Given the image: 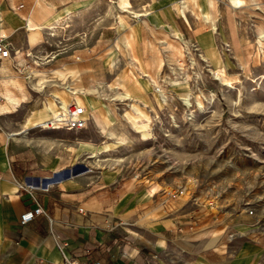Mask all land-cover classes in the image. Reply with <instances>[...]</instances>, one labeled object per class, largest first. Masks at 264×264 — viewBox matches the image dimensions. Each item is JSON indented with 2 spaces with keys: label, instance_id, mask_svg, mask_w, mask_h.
Returning a JSON list of instances; mask_svg holds the SVG:
<instances>
[{
  "label": "rangeland",
  "instance_id": "1",
  "mask_svg": "<svg viewBox=\"0 0 264 264\" xmlns=\"http://www.w3.org/2000/svg\"><path fill=\"white\" fill-rule=\"evenodd\" d=\"M260 1L258 7L232 11L231 0H205L206 5L186 0L189 12L187 19L181 17V25L191 26L192 33L165 32L154 47L148 45L152 37L146 34L144 47L150 50L142 52L134 48L131 33L124 38L121 27L126 17L139 22L148 11L124 10L111 2L110 12L85 23L86 32L65 17L51 26L47 50L13 54H24L37 65L26 73L37 91L36 106L61 86L83 89L74 94L83 99L80 102L99 98L93 100L105 121L97 124L90 108V131L87 126L78 131L50 130L40 125L41 120L31 133L21 135L42 150L46 143L51 150L71 149L79 140L99 143L91 152L98 159L96 166L146 183L160 195V214L178 217L182 209L192 211L196 216L192 232L182 233L184 225L178 220L182 234L175 247L181 254L215 245L221 235L237 231L238 221L254 222L264 234V0ZM194 3L199 18L192 21ZM175 7L182 8L179 3ZM203 9L209 20L201 16ZM110 27L111 34L99 35L102 47L109 43L99 54L113 65L97 68L99 82L84 85L78 64L66 63L76 70L73 75L37 86V70L56 68L49 64L43 68V62L61 56L80 61L77 49L90 45L91 31ZM108 73L119 83L105 82ZM0 264L36 263L14 261L1 246Z\"/></svg>",
  "mask_w": 264,
  "mask_h": 264
},
{
  "label": "crops",
  "instance_id": "2",
  "mask_svg": "<svg viewBox=\"0 0 264 264\" xmlns=\"http://www.w3.org/2000/svg\"><path fill=\"white\" fill-rule=\"evenodd\" d=\"M180 1L186 3V0H0V33L7 35L11 48L21 53L47 50L53 24L70 17L76 28L86 32L85 23L110 12V4L115 2L124 10L131 7L138 12L148 11L139 22L133 23L126 17L121 27L124 38L131 33L134 48L142 52L150 50L144 47L146 34L152 37L148 45L154 47L158 36L165 32L192 33L190 25L184 28L181 25V17L187 19L185 12L189 10L177 9L175 3ZM199 1L206 5L205 0ZM260 5V0H244L242 6L231 9ZM196 7L197 4L189 16L192 21L199 18ZM261 30L264 31V25ZM112 31L111 27L92 30L90 45L77 49L82 57L78 62L64 56L43 62V68L48 64L56 68L51 72L37 70V86L42 88L47 81L58 79L65 81L69 74L73 75L76 70L64 66L66 63L78 64L84 85L99 82L97 68L113 65L112 60L100 57L102 48L109 43L102 47L99 35ZM36 68L24 54L0 58V247H7L14 261L69 264L68 261L90 257L104 264H264V234L254 228V222L238 221L237 231L221 235L215 245L181 254L175 241L182 233L192 232L196 216L185 209L179 218L160 214V195L153 194L146 183L116 169L97 167L98 159L91 152L99 148V143L79 140L71 149L53 150L46 143L42 150L41 145L26 141L22 131L31 133L39 121L51 117L58 101L83 100L61 86L42 105L36 106L37 91L26 76ZM105 82L119 83L111 73L106 75ZM90 98L100 101L95 96ZM81 102L90 110L87 101ZM92 125L90 121L89 131ZM32 192L52 220L42 214L21 223V213L35 205ZM150 214L156 216L150 219ZM130 217L137 220L130 221ZM178 220L184 225L182 233L178 231Z\"/></svg>",
  "mask_w": 264,
  "mask_h": 264
},
{
  "label": "built area",
  "instance_id": "3",
  "mask_svg": "<svg viewBox=\"0 0 264 264\" xmlns=\"http://www.w3.org/2000/svg\"><path fill=\"white\" fill-rule=\"evenodd\" d=\"M22 6V4L20 5ZM7 35L0 33V58L11 55L12 53L18 54L20 50L12 49L10 42L7 41ZM29 54V53H28ZM88 115L87 110L81 103L72 100L65 106L60 105L56 112L48 119L40 123L42 127H46L50 130H69L78 131L87 126ZM33 191V190H31ZM35 200V205L25 209L20 215L21 223H27L32 221L39 215H46L50 220L52 218L46 212L42 204L36 199L35 194L32 192ZM177 197V193L173 192L172 197ZM69 264H104L100 259L85 258L82 260H71Z\"/></svg>",
  "mask_w": 264,
  "mask_h": 264
},
{
  "label": "bare ground",
  "instance_id": "4",
  "mask_svg": "<svg viewBox=\"0 0 264 264\" xmlns=\"http://www.w3.org/2000/svg\"><path fill=\"white\" fill-rule=\"evenodd\" d=\"M207 1V0H206ZM231 1H234V7H236V6H241L243 3H244V0H231ZM181 3H180V5H181V7L182 8H185L186 7V3L184 2V1H180ZM247 4V3H246ZM253 5H256L255 3L253 4ZM202 17H204L206 20H209V14L206 12V10H202V15H201ZM52 24V23H51ZM50 25V24H49ZM214 28V27H213ZM71 91L73 92V94L74 93H77V92H83L82 90H78L77 88H73V89H71ZM161 93V95H163V97H164V100L165 99H167V96H166V94H165V92L164 91H161L160 92ZM75 95V94H74ZM76 96V95H75ZM75 101H77V102H79V103H81L82 105H84L85 107H86V105L85 104H83L82 102H80L79 100H77V99H74ZM87 100H88V104H89V106H90V108L92 109V118H93V120L97 123V124H100L101 126L103 125V123H104V119L101 117V115H100V113H99V111H98V106L95 104V102H94V100L93 99H91V98H89V97H87ZM187 101H188V103H190L189 102V100L188 99H186ZM70 102V101H69ZM69 102H64V101H58V107L60 106V105H63V106H65L67 103H69ZM58 107H57V109H58ZM56 109V110H57ZM86 110L88 111L89 109L86 107ZM108 112L110 111L108 108L106 109ZM56 112V111H55ZM54 112V113H55ZM111 112V111H110ZM53 113V114H54ZM112 133H114V132H112ZM91 155H93V156H95L96 154H94V153H92ZM154 190H156L155 188L153 189V191Z\"/></svg>",
  "mask_w": 264,
  "mask_h": 264
}]
</instances>
